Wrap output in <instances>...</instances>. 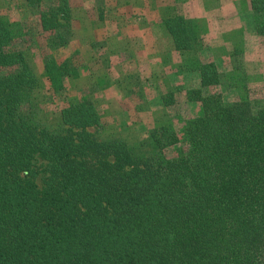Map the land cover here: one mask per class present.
I'll return each mask as SVG.
<instances>
[{"label":"trees","instance_id":"16d2710c","mask_svg":"<svg viewBox=\"0 0 264 264\" xmlns=\"http://www.w3.org/2000/svg\"><path fill=\"white\" fill-rule=\"evenodd\" d=\"M163 23L175 50L196 46L183 16ZM15 39L0 21V264H264V92L224 102L216 64L201 62L187 92L199 113L179 131L99 140L86 101L41 123ZM44 75L58 92L75 70L47 56Z\"/></svg>","mask_w":264,"mask_h":264},{"label":"rangeland","instance_id":"374dc122","mask_svg":"<svg viewBox=\"0 0 264 264\" xmlns=\"http://www.w3.org/2000/svg\"><path fill=\"white\" fill-rule=\"evenodd\" d=\"M252 1L0 0V21L10 25L25 51L36 78L30 95L42 124H56L64 107L86 101L100 117L89 132L132 146L159 126L179 131L199 113L187 92L200 84L201 62L216 64L219 82L213 91L224 102L251 92L255 105L261 103L264 36L257 30L264 26V10L253 13ZM176 16L197 31L191 51L175 50L164 26ZM51 38L66 43L51 45ZM47 56L70 60L75 70L61 91H52L46 80Z\"/></svg>","mask_w":264,"mask_h":264}]
</instances>
